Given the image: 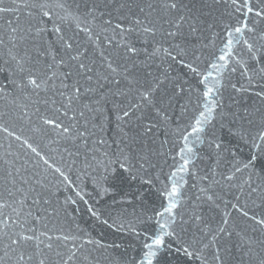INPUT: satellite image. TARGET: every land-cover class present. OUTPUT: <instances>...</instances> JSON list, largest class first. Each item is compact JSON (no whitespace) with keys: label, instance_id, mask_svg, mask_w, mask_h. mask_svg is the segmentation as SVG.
<instances>
[{"label":"snow or ice","instance_id":"obj_1","mask_svg":"<svg viewBox=\"0 0 264 264\" xmlns=\"http://www.w3.org/2000/svg\"><path fill=\"white\" fill-rule=\"evenodd\" d=\"M0 264H264V0H0Z\"/></svg>","mask_w":264,"mask_h":264},{"label":"water","instance_id":"obj_2","mask_svg":"<svg viewBox=\"0 0 264 264\" xmlns=\"http://www.w3.org/2000/svg\"><path fill=\"white\" fill-rule=\"evenodd\" d=\"M146 198L148 200H154L156 198V194L153 189H147ZM80 223L83 227H86L89 231H93L94 233L99 232V229L93 225L92 221L87 217L86 214H82L80 218Z\"/></svg>","mask_w":264,"mask_h":264}]
</instances>
